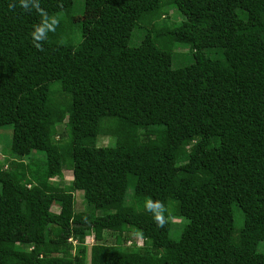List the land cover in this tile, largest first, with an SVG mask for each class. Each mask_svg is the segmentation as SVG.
I'll list each match as a JSON object with an SVG mask.
<instances>
[{
  "label": "trees",
  "instance_id": "1",
  "mask_svg": "<svg viewBox=\"0 0 264 264\" xmlns=\"http://www.w3.org/2000/svg\"><path fill=\"white\" fill-rule=\"evenodd\" d=\"M40 6L59 20L43 50L30 35L39 14L0 0V126H12L0 264H264V0ZM168 8L185 20L159 28ZM65 169L67 185L49 182ZM149 198L167 209L163 227Z\"/></svg>",
  "mask_w": 264,
  "mask_h": 264
},
{
  "label": "rangeland",
  "instance_id": "2",
  "mask_svg": "<svg viewBox=\"0 0 264 264\" xmlns=\"http://www.w3.org/2000/svg\"><path fill=\"white\" fill-rule=\"evenodd\" d=\"M100 0H86V6L87 8L89 7H97L99 6ZM167 10V15L163 16V19L158 21L157 26L159 28H170V27H174L177 24H179L181 21L185 20V16L183 14H181L180 12H178L177 10H175L174 8H168ZM90 14L88 12L87 9H85L84 13L81 16H76L74 19L75 20H81L83 18L88 17ZM135 36L139 35L136 31H135ZM138 40H136L135 38L132 39L131 43L132 44H136ZM174 62L175 63H185L188 59L189 56V51H188V46L183 45V44H177L174 46ZM178 48V49H177ZM59 130H64V121L61 122V124L58 126ZM11 137H12V126L11 125H3L0 126V162H4V159L9 156L10 157V152H9V147L11 144ZM87 141L86 137L84 134L82 133H78L75 135V142L79 143V144H83ZM110 142V138L108 136H98L97 139L95 140V143L97 145H106L107 143ZM25 162V161H24ZM44 162V156L43 154H38L36 156L35 159H33L32 162V168L33 169H38L42 163ZM26 164V163H23ZM132 175V174H131ZM72 178V173L70 170L65 169L63 171L62 177H54L49 179V182L51 183H57L60 186H64L67 185ZM129 184L130 186H133L135 179L131 176H129ZM75 208L77 210H82L84 209V202H83V198L82 195L80 194V192H75ZM53 211H58L59 207L57 205H53L51 208ZM181 211L185 212L186 211V207L185 206H181L180 207ZM234 224L235 227L238 228L241 226V213L239 211L238 208L234 207ZM174 222H178L179 218H174L173 219ZM104 237H105V241L107 243H111L114 240V237L111 233H108L107 231L104 233ZM134 236V235H133ZM136 237V241L138 245L142 244V238L140 237ZM95 242H93L91 240L90 237H87L85 240V244L87 246V250H88V254L87 256L90 257V249L91 246L94 244ZM258 250L259 251H264V241H261L258 244Z\"/></svg>",
  "mask_w": 264,
  "mask_h": 264
},
{
  "label": "clouds",
  "instance_id": "3",
  "mask_svg": "<svg viewBox=\"0 0 264 264\" xmlns=\"http://www.w3.org/2000/svg\"><path fill=\"white\" fill-rule=\"evenodd\" d=\"M19 6L26 12H32L35 10L39 16L40 21L38 24L33 26V31L30 33L34 46L38 50H43L42 42L47 38L49 32H54L59 24V20L54 16H49V14L40 6V0H18ZM15 3H10L9 8L15 10ZM7 165H4L6 168ZM144 208L147 212L152 214L154 222L158 227H163L167 222L165 212L167 211L163 202L159 200L147 199L144 202ZM91 238V237H90Z\"/></svg>",
  "mask_w": 264,
  "mask_h": 264
},
{
  "label": "built area",
  "instance_id": "4",
  "mask_svg": "<svg viewBox=\"0 0 264 264\" xmlns=\"http://www.w3.org/2000/svg\"><path fill=\"white\" fill-rule=\"evenodd\" d=\"M72 238H70L69 240H71ZM91 240H92V238H91ZM72 241V243H75V240L73 239V240H71ZM93 241V240H92Z\"/></svg>",
  "mask_w": 264,
  "mask_h": 264
}]
</instances>
